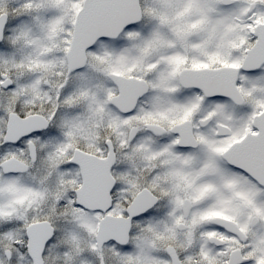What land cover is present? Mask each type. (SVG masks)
Returning a JSON list of instances; mask_svg holds the SVG:
<instances>
[{
	"label": "snow or ice",
	"instance_id": "snow-or-ice-1",
	"mask_svg": "<svg viewBox=\"0 0 264 264\" xmlns=\"http://www.w3.org/2000/svg\"><path fill=\"white\" fill-rule=\"evenodd\" d=\"M0 264H264V0H0Z\"/></svg>",
	"mask_w": 264,
	"mask_h": 264
}]
</instances>
